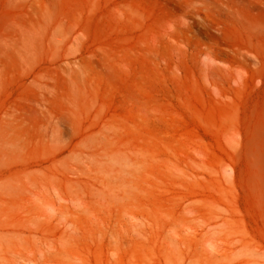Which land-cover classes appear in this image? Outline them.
<instances>
[{
	"label": "rangeland",
	"instance_id": "1",
	"mask_svg": "<svg viewBox=\"0 0 264 264\" xmlns=\"http://www.w3.org/2000/svg\"><path fill=\"white\" fill-rule=\"evenodd\" d=\"M235 1L0 0V264H264V0Z\"/></svg>",
	"mask_w": 264,
	"mask_h": 264
},
{
	"label": "bare ground",
	"instance_id": "2",
	"mask_svg": "<svg viewBox=\"0 0 264 264\" xmlns=\"http://www.w3.org/2000/svg\"><path fill=\"white\" fill-rule=\"evenodd\" d=\"M182 1V0H181ZM225 1V0H224ZM238 1V0H237ZM245 0H242V2H244ZM252 1V0H251ZM259 1V0H258ZM229 2H230V0H229ZM234 2H236L235 0H234ZM240 2V1H239ZM239 2H236L237 4L239 3ZM253 3L255 2L254 0L252 1ZM184 3H186V10L188 11V13L190 14V13H192L191 11H192V9H197V11H198V9H204L205 10V12H206V10L208 11V10H210L212 13V15L214 14V12L215 11H220V12H222L221 10H224L225 11V15H227L226 14V12H229L230 11V15L231 16H233L235 13H239V11L236 9V8H233L232 9V6H228V5H225L224 3H223V0H185V2ZM235 3V4H236ZM248 3V2H247ZM263 3V2H262ZM234 4V3H233ZM234 4V5H235ZM257 4V3H256ZM259 4V3H258ZM264 4V3H263ZM240 5V4H239ZM238 6V5H237ZM251 6V5H250ZM257 6V5H256ZM255 6V7H256ZM261 6V5H260ZM241 7V6H240ZM252 7V6H251ZM183 8H185L184 6H183ZM247 8V7H246ZM249 8V7H248ZM253 8V7H252ZM258 8H260L259 6H258ZM188 9H190V12H189V10ZM245 9V8H244ZM261 9V8H260ZM263 10H264V7H263ZM201 11V10H200ZM223 11V12H224ZM251 11V10H250ZM259 12H260V10H259ZM202 13V12H201ZM208 13V12H207ZM217 13V12H216ZM193 14V13H192ZM219 14V13H218ZM217 14V15H218ZM216 15V14H215ZM224 15V16H225ZM188 16V15H187ZM190 16H194V15H190ZM219 16V15H218ZM223 15H222V17H224ZM195 17V16H194ZM221 17V16H220ZM230 17V16H229ZM229 17H227V18H229ZM182 18V17H181ZM191 18V17H190ZM225 18V17H224ZM237 18V17H236ZM246 18V17H245ZM187 19V18H186ZM185 19V20H186ZM230 19V18H229ZM228 19V20H229ZM232 19V18H231ZM230 19V20H231ZM238 19H239V17H238ZM189 20V19H188ZM240 20H242V19H240ZM247 20V19H246ZM232 21V20H231ZM239 21V20H238ZM240 22H242V21H240ZM248 23V22H247ZM243 24V23H242ZM252 27L254 28V29H262V28H264V15L263 16H261V17H259V18H257V19H255L254 20V22H253V24H252ZM255 31V30H254ZM258 32V31H257ZM256 32V33H257Z\"/></svg>",
	"mask_w": 264,
	"mask_h": 264
}]
</instances>
